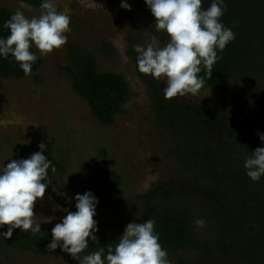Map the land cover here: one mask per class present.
I'll use <instances>...</instances> for the list:
<instances>
[{"label": "rangeland", "instance_id": "rangeland-1", "mask_svg": "<svg viewBox=\"0 0 264 264\" xmlns=\"http://www.w3.org/2000/svg\"><path fill=\"white\" fill-rule=\"evenodd\" d=\"M240 1L241 8L250 3L246 13L252 18L257 0ZM53 2L71 18L67 43L46 56L33 46L42 64L30 75L0 76V170L12 159L40 151L42 142L46 157L65 162L62 173L44 182L48 187L35 202L34 222L41 223V230L53 228L67 214L62 209L76 211L74 197L89 191L91 176L106 171L117 175L120 185L110 194L95 195L99 203L94 219L114 226L113 234L120 237L133 220L154 219L167 205L185 206L194 221L203 218L206 226L193 224L200 246L175 253L165 249L171 264H264V177L253 182L243 167L246 155L264 147L258 136L264 132V73L259 62L222 88L172 98L183 108L170 109L173 115L167 117L159 113L167 105L166 85L150 76L158 86L157 101L128 55L131 47L146 46L155 36V18L144 0H127L130 11L120 7L121 0ZM0 6L28 18L41 12L20 0H0ZM168 39L159 40L161 46ZM256 47L264 50V36ZM74 49L92 54L98 71L121 74L127 81L131 95L123 105L125 113L113 124L94 119L74 91ZM204 105L212 106L211 115ZM209 169L212 176L203 173ZM92 242L89 238L81 256L92 253ZM0 264L79 262L60 248L38 254L0 245Z\"/></svg>", "mask_w": 264, "mask_h": 264}, {"label": "clouds", "instance_id": "clouds-1", "mask_svg": "<svg viewBox=\"0 0 264 264\" xmlns=\"http://www.w3.org/2000/svg\"><path fill=\"white\" fill-rule=\"evenodd\" d=\"M155 18V31L168 35V42L161 46L159 39L152 36L149 43L135 45L136 63L139 73L149 75L166 86L164 99L197 96L211 79L213 65L222 57L226 46L235 39L231 28L225 27L220 18L226 11L224 0H212L209 8L202 9V0H144ZM120 7L131 10L127 0H121ZM38 16L26 17L16 11L4 22L7 37H0V58L9 55L19 63L25 75H30L32 65L39 58L30 49L35 46L40 56H46L61 49L67 43L70 16L58 9L53 0H42ZM204 76L198 75L201 71ZM264 142V132L258 133ZM40 151L28 158L12 159L0 170V232L5 239L11 238L13 230L36 234L41 223L34 222V205L43 199L48 185L44 183L51 166L43 153L45 143L38 145ZM243 167L253 182L264 177V147H257L246 155ZM66 195V194H65ZM73 198L69 197L71 202ZM76 211L62 209L67 214L51 229V242L47 248L52 252L60 248L79 264H171L167 251L158 242L154 231L155 219L145 222H129L119 242L113 247H101L88 255L81 256L89 246V238L97 242L95 233L98 222L94 219L98 198L92 191L76 194ZM197 227H205L203 218L194 221Z\"/></svg>", "mask_w": 264, "mask_h": 264}, {"label": "trees", "instance_id": "trees-1", "mask_svg": "<svg viewBox=\"0 0 264 264\" xmlns=\"http://www.w3.org/2000/svg\"><path fill=\"white\" fill-rule=\"evenodd\" d=\"M20 1L34 8H40L42 2V0ZM240 2V0H224L226 11L220 20L225 27L233 30L235 39L226 46L223 52H218V56L222 58L213 65L212 77L211 79H205V84L201 89L222 88L228 82L241 76L248 68H252V65L257 61L262 73H264V50L262 51L256 47L258 40L264 36V0H257L258 5L252 14V18H248L249 13H246V8L249 7L250 3L248 2L247 7L244 5L241 8L240 6L238 7ZM211 3L212 0L204 1L201 5L202 9L206 10L210 7ZM11 15L10 10L0 6V37H7L9 35L8 30L4 29L3 25ZM152 29L153 34L160 41L168 39L166 33H157L155 31V23H153ZM30 51L35 53L33 47ZM262 53L263 55H261ZM128 55L136 63L137 53L134 47L128 50ZM71 61L73 69L70 70L74 91L84 99L94 119L103 125L113 124L117 115L125 113L123 105L131 95L127 81L121 74L112 71H98L94 56L86 53L84 50L74 49ZM41 64L42 60L38 58L32 65V72L38 69ZM137 72L142 80L149 84L154 98L157 101L161 100L157 92V83L149 75L141 74L138 70ZM198 75L204 76L205 72L202 70ZM0 76L19 78L26 75L20 69L19 63L9 55L8 59L0 58ZM166 103L167 105L162 106L161 110L159 109V113L165 114L167 117L173 115L170 109L177 106L183 108L171 99L167 100ZM211 107L204 105L203 109L211 115L213 113ZM186 121H190V117H187ZM203 127V124H201L200 127L196 128L197 130H201ZM183 130V132H186L185 128ZM213 158L216 159V156ZM48 159L51 160V166L44 182L51 174L62 173L65 169V162L63 160L57 158ZM203 173L207 176L213 175L210 169L204 170ZM119 185L120 179L117 175H111L106 171H98L90 178L89 190L96 196H103L110 194ZM192 215V212L187 207L179 205H167L155 212L154 219L156 223L154 231L158 233V242L164 249L175 253L185 250L190 245H201L195 239L193 228L195 218ZM97 227L98 231L95 235L98 241L92 242L93 250L91 252L104 247L106 255L107 247L109 245L114 247L119 242V236L111 232L114 226L108 223L98 222ZM51 229H42V232L33 235L31 233H24L17 228L11 238L5 239L0 236V245L15 246L38 254H46L51 251L46 247L52 239Z\"/></svg>", "mask_w": 264, "mask_h": 264}]
</instances>
